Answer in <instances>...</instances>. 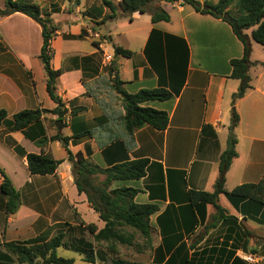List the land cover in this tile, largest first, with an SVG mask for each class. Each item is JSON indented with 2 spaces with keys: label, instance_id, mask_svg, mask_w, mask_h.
Returning a JSON list of instances; mask_svg holds the SVG:
<instances>
[{
  "label": "crops",
  "instance_id": "1",
  "mask_svg": "<svg viewBox=\"0 0 264 264\" xmlns=\"http://www.w3.org/2000/svg\"><path fill=\"white\" fill-rule=\"evenodd\" d=\"M94 1L96 7L79 0L73 10L69 0L33 1L57 28L50 66L61 71L55 92L63 114H43L18 132L0 126V169L19 193L17 212L6 215L0 192V254H8L5 243L45 242L59 233L66 239L69 225L104 227L86 196L77 192L67 150L102 170L126 159L148 160L142 179L114 181L108 190H137L135 204L157 207L149 217L151 264H264L261 206L248 201L234 206L221 194L218 205L231 219L218 220L212 205L189 200L190 191L215 190L234 114L237 156L225 173L224 189L255 184L264 176V61L249 55L258 72L252 77L249 67L251 89L233 100L240 82L230 77V60L243 57V45L228 23L183 2L153 4L169 20L152 23L149 13L123 16L120 0ZM103 1L114 5L115 19L101 23L111 14ZM251 31L247 43L252 48ZM41 46V28L33 20L20 13L0 17V110L7 120L24 110L57 106L46 92ZM114 47L131 56H115ZM115 75L128 94L158 88L172 94L166 101L141 104L167 114L165 130L145 126L131 136L124 131L122 100L111 81ZM56 136L68 139L66 150ZM27 154L60 164L53 175H30ZM250 256L253 263L242 259Z\"/></svg>",
  "mask_w": 264,
  "mask_h": 264
},
{
  "label": "trees",
  "instance_id": "2",
  "mask_svg": "<svg viewBox=\"0 0 264 264\" xmlns=\"http://www.w3.org/2000/svg\"><path fill=\"white\" fill-rule=\"evenodd\" d=\"M78 0H76L77 2ZM183 2L189 5L196 13L209 15L213 18L227 22L224 16L230 15V9L234 8L237 25L242 30L251 31V39L256 44L264 48V0H218L215 5L208 2L200 3L196 0H120L118 7L121 14L130 17L134 13H149L151 22H167L168 15L160 7L151 8L153 4H173ZM102 4L111 12L105 16L101 23L115 19V7L110 2L103 1ZM14 13H20L38 24L41 28L42 46L38 56L45 73V86L49 98L57 105L53 111L47 110H24L14 114L7 120V114L0 110V126L5 125L10 132H18L26 129L32 124L41 120L43 114H54L61 116L62 104L55 92V81L61 75V71H54L50 66L51 50L50 43L54 38L57 28L52 22L41 16L39 8L27 1L18 2L17 0H4L3 8H0V17H7ZM231 17V16H229ZM232 18V17H231ZM230 25V24H229ZM234 32V30H233ZM235 36L243 45V57L241 59L230 60L232 68L231 78L240 82L237 92L233 95V100L241 99L245 93L251 89L250 77L248 76L250 47L243 40L239 33L234 32ZM114 55L129 58L131 53L120 47H114ZM264 68V65H262ZM114 90L120 96L124 109L122 124L124 131L131 136L136 130L148 126L155 131H163L168 125V117L165 112L156 111L148 107H141V104L148 101H166L172 94L165 89L158 88L153 90H140L136 94H128L122 88V82L115 75L112 78ZM80 109L71 110L70 114L75 115ZM238 122L237 115L234 114L229 135L227 138L226 150L221 154L218 179L215 190L208 192H189L191 205L205 203L212 205L216 211L217 219H231L226 212L218 205V196L224 195L234 206L240 202L248 201L263 208L262 217L264 219V176L255 184H243L235 187L230 192L225 191V173L231 161L236 158L235 146L237 144L234 136V128ZM85 134L73 135L72 139H77ZM54 140L61 142L66 150L67 138L56 136ZM68 161L72 163V173L74 185L79 194L86 196L87 202L99 219L104 223L101 230L92 225H85L83 233H87L92 242L82 238L71 239L68 243L64 241V234L59 233L45 242H23L5 243L4 247L8 254H0V264H73L74 260L58 257L56 252L62 248L83 256V262L94 264L97 254L100 257L111 254L116 255L117 246L138 248L136 237L143 240L144 248L151 245V228L149 217L157 211L154 205H138L133 202L137 190L131 188H118L108 190L114 181L139 180L145 176L148 160L127 161L102 170L93 165L88 158H84L81 153L72 155L67 151ZM27 170L30 175L48 176L53 175L60 164L59 161L52 160L45 155L27 154ZM99 175H104L103 181L98 180ZM2 182L0 192L4 196V210L6 215L15 214L19 208V193L12 187L5 172L0 169ZM257 213V212H255ZM93 243L97 246H104V251H95ZM11 257V259H10ZM13 259V262L11 261ZM103 261V260H102ZM40 262V263H39ZM112 264H122L117 260L111 259Z\"/></svg>",
  "mask_w": 264,
  "mask_h": 264
},
{
  "label": "rangeland",
  "instance_id": "3",
  "mask_svg": "<svg viewBox=\"0 0 264 264\" xmlns=\"http://www.w3.org/2000/svg\"><path fill=\"white\" fill-rule=\"evenodd\" d=\"M31 1H32V4L36 5V3L33 2L35 0H31ZM86 1L89 4H92L94 7H96L95 6L96 2L94 0H86ZM205 1H207L210 4H213L217 0H205ZM18 2H24V1L19 0ZM3 3H4V0H0V8H3V6H4ZM74 4H76V5L74 6ZM78 5H79V0L77 2H76V0H69L68 8L70 10L77 9ZM152 6L153 5H151V8H153ZM116 9H118V8H116ZM229 16H231L232 18L236 17V13H235L234 8L230 9V15ZM102 33L106 34L105 30H102ZM242 34L248 36L249 30H243ZM251 44H252V48L250 47V53H249L250 59L251 60L255 59L257 61H261V60L264 61V49H263V47H260V45H258L256 43H251ZM252 65H254V64L250 63L251 67L250 66L249 67L251 68L250 74L253 77V75H255L258 72V69L254 68V66H252ZM52 129H55L54 125H52ZM64 228L67 229V226L65 225ZM67 230H68L67 238L66 239L64 238V241H67L68 243L70 242V240L69 241L67 240L68 236H70V238H72L74 236L75 239L82 238L85 241L92 242V238L87 233H83V229L81 227L69 225V228ZM136 242L138 243V248H131V247L129 248V247L117 246L116 255H114V256H111V254L107 253L104 256L102 255L99 259V255L97 254L96 262L94 264H112L111 259L117 260L122 264H151L150 263L151 262V252H150L151 245H150V247L147 246L144 248V246H143L144 242L138 236L136 237ZM151 244H152V241H151ZM93 246H94L95 251H97V252H98V250L104 251V246L100 247V246H97L95 243H93ZM56 254L58 257L74 260L73 264H88V263L83 262V256L79 255L78 253L69 251V250H64V249L60 248L57 250ZM10 259H11V257H10ZM11 261L13 262V259Z\"/></svg>",
  "mask_w": 264,
  "mask_h": 264
},
{
  "label": "water",
  "instance_id": "4",
  "mask_svg": "<svg viewBox=\"0 0 264 264\" xmlns=\"http://www.w3.org/2000/svg\"><path fill=\"white\" fill-rule=\"evenodd\" d=\"M224 18L227 20L228 24H230V26L232 27L234 32L239 33L241 38L243 40H245L246 42H248V40H249L248 36L242 34L243 30L238 27L236 20L231 18V17H229V16H227V15L224 16Z\"/></svg>",
  "mask_w": 264,
  "mask_h": 264
},
{
  "label": "built area",
  "instance_id": "5",
  "mask_svg": "<svg viewBox=\"0 0 264 264\" xmlns=\"http://www.w3.org/2000/svg\"><path fill=\"white\" fill-rule=\"evenodd\" d=\"M245 262H248V263H253V257L250 256V257H243L242 258Z\"/></svg>",
  "mask_w": 264,
  "mask_h": 264
}]
</instances>
